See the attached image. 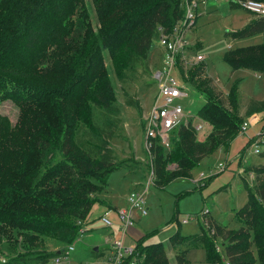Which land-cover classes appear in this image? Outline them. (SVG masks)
<instances>
[{
	"label": "trees",
	"instance_id": "16d2710c",
	"mask_svg": "<svg viewBox=\"0 0 264 264\" xmlns=\"http://www.w3.org/2000/svg\"><path fill=\"white\" fill-rule=\"evenodd\" d=\"M91 1L97 31L92 30L84 0H0V106L10 100L18 109L13 123L0 112V243L4 234L17 231L34 247L19 251L7 243L8 255L0 264H47L62 250L36 249L40 234L53 232L64 243L76 237L77 222L85 220L96 201L93 193L118 168L109 145L117 106L105 86L104 53L120 57L126 67L145 63L157 28L170 31L182 14L180 0ZM248 15L240 29L226 34L240 37L264 31V16ZM223 59L233 69L264 75V43L229 48ZM206 67L199 61L183 80L192 90L206 92L195 118L208 122L210 130L199 139L194 120L189 119L170 130L168 147L152 138L157 186L190 176L201 159L226 149L239 131L243 120L236 109L235 88L227 93L230 110L213 94ZM259 111H264V98H251L244 114ZM258 153L264 156V150ZM168 163L174 166L169 169ZM252 170L254 183L236 210L242 224L223 232L224 264H264V165ZM210 179L200 182L199 188ZM174 221L177 229L169 237L173 246L202 243L206 261L221 264L201 226V232L183 235L180 222L176 217ZM215 227L222 232L219 224ZM150 234L134 242L138 256L144 253L142 264H169L164 243L146 241ZM103 252L104 248L92 247L89 258ZM183 254L177 256V264H189Z\"/></svg>",
	"mask_w": 264,
	"mask_h": 264
},
{
	"label": "rangeland",
	"instance_id": "374dc122",
	"mask_svg": "<svg viewBox=\"0 0 264 264\" xmlns=\"http://www.w3.org/2000/svg\"><path fill=\"white\" fill-rule=\"evenodd\" d=\"M84 2L89 11L92 30L97 31L99 24L93 3L91 0ZM249 18L248 13L242 8L231 7L226 0L211 1L202 5L195 22L183 34L192 52L204 55L203 61L207 63L206 76L211 79L213 94L220 97L230 110L232 106L229 104L227 93L231 87L235 88L238 116L240 120H250L246 130L243 132L239 130L226 149H217L201 159L191 170L190 176H178L164 186H157L154 183V175L144 193L146 213L140 214L134 209V223L124 233L116 225L110 228L111 238L122 240L124 246L136 242L143 234L151 233L146 241L163 242L169 264H177V256L183 253L189 264H216L206 261L205 246L202 243L189 247L181 243L173 246L169 237L177 229L174 221L176 217L180 222V233L183 235L198 233L201 226L215 258L221 264L225 263L223 246L226 238L223 235H226L228 230H236L242 224L236 210L245 203L248 190L254 183L255 172L252 168L256 165H264V156L258 153L264 150V111L254 113L256 115L254 117L244 114L251 98H264V75L255 73L251 69H233L223 59L224 52L229 48L264 43V31L240 37L226 34V31L240 29ZM157 37L155 33L146 62L132 67L124 66L120 57L113 59L105 51L104 63L107 71L105 86L108 88L107 93L111 96V100L117 106L116 121L113 124L109 145L118 168L109 174L106 185L93 193L92 198L96 201L93 202L85 220L77 222L79 230L75 238L64 243L60 242L53 232H46L40 234L41 242L39 241L40 245L36 249L49 252L55 249H68L67 246L72 245L69 258L75 261L88 259L91 257L92 247L100 248L106 245L103 236L107 234L103 232L104 228H107L101 220L106 207L112 206L114 200L129 207L126 202L128 192L144 188L150 172L149 166L153 163V154L143 146L142 121L156 93V85L151 75L152 68L160 61ZM205 94L206 92L188 88V96L182 101L189 118L196 122L198 119L195 118V111L205 100ZM0 112L12 123L18 115L17 106L10 100L2 102ZM94 113L98 114L97 109ZM102 118L103 115L99 118V123ZM209 130L210 124L204 122L202 129L197 131V137L202 139ZM257 134L259 135L255 145L252 143H255ZM250 139H252L251 143L245 153L240 154ZM167 141L169 144V136ZM167 145L165 147H168ZM254 147L259 151L255 153ZM220 165L222 170H219ZM173 166V163L167 165L169 169ZM209 176H211L209 182L199 188V183ZM221 186L226 188L219 189ZM107 215L111 219L115 218L111 210ZM184 217H188L187 221L181 222ZM216 224L221 226L222 232L217 233ZM23 239L24 237L17 231L10 236L4 234L0 243V259L8 255L7 243L16 246L19 251L34 249ZM134 245L136 248L135 243ZM253 254H255L254 249ZM140 257L143 259L144 253H141ZM256 264L259 262L257 261Z\"/></svg>",
	"mask_w": 264,
	"mask_h": 264
},
{
	"label": "built area",
	"instance_id": "2783aa9c",
	"mask_svg": "<svg viewBox=\"0 0 264 264\" xmlns=\"http://www.w3.org/2000/svg\"><path fill=\"white\" fill-rule=\"evenodd\" d=\"M216 2L221 0H180L182 8V16L178 23L173 26L170 31H165L163 27H158V46L162 48L160 61L152 68V78L156 85V93L153 96L152 103L149 106L146 114L143 117L144 127V148L150 152L152 138H158L161 144H168V135L170 130L181 124H186L189 119L185 105L182 104L188 96V84L183 79H186L187 71L192 68L195 63L203 60L202 53L192 52L188 42L184 38V32L195 22L202 5L208 2ZM229 4L242 8L248 13L257 16H264V0H226ZM191 51L190 53L188 52ZM191 116V115H190ZM251 116H256L252 114ZM249 119L241 122L239 130L245 131ZM193 126L196 131L203 127V122L193 121ZM260 134V133H259ZM256 136L255 144L258 140ZM256 153L258 148L254 147ZM151 154L149 153V156ZM150 172L144 183V188L133 189L126 195V202L129 207L121 206L116 209V219L113 221L108 217L107 212L101 216V220L109 233L104 237L105 249L104 252L97 257L75 261L69 258V250H72V245H68V249L62 250L58 255L53 256L47 264H120L125 258V264H140L134 243L129 246H124L122 240L111 238L110 234L113 225L118 226L122 233L134 223L133 210H138L140 214H145L147 207L144 206V193L154 177L152 163L149 166ZM222 170V165L219 166ZM207 211V209H204ZM188 217L181 219V222H186Z\"/></svg>",
	"mask_w": 264,
	"mask_h": 264
},
{
	"label": "crops",
	"instance_id": "0c3cea01",
	"mask_svg": "<svg viewBox=\"0 0 264 264\" xmlns=\"http://www.w3.org/2000/svg\"><path fill=\"white\" fill-rule=\"evenodd\" d=\"M158 45V44H157ZM157 48H159L160 49V52H159V54H160V57H161V52H162V48L160 47V46H158ZM255 73H257V72H255ZM204 136V135H203ZM203 138V137H202ZM121 206H123L122 205V203H119V201L118 200H114L113 201V203H112V206H110V207H106V211L105 212H108V211H113L114 212V215H115V218L114 219H112L113 221H117V219H116V209L118 208V207H121ZM104 212V213H105ZM92 228V227H91ZM95 229V228H94ZM105 232H106V234H108L109 233V230H108V228L107 229H105L104 228V232H103V234H105ZM103 237H105V235L103 236ZM102 237V238H103ZM102 240V239H101ZM101 249H105V246H102V247H100Z\"/></svg>",
	"mask_w": 264,
	"mask_h": 264
},
{
	"label": "water",
	"instance_id": "95a60500",
	"mask_svg": "<svg viewBox=\"0 0 264 264\" xmlns=\"http://www.w3.org/2000/svg\"><path fill=\"white\" fill-rule=\"evenodd\" d=\"M96 249H97V246H94V247H93V250H96Z\"/></svg>",
	"mask_w": 264,
	"mask_h": 264
}]
</instances>
